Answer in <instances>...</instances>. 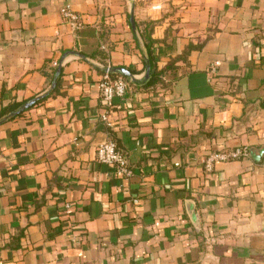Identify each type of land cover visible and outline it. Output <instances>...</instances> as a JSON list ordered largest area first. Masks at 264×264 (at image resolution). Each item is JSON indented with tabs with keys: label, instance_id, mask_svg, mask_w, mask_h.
Instances as JSON below:
<instances>
[{
	"label": "crops",
	"instance_id": "1",
	"mask_svg": "<svg viewBox=\"0 0 264 264\" xmlns=\"http://www.w3.org/2000/svg\"><path fill=\"white\" fill-rule=\"evenodd\" d=\"M58 67L0 122V264H264L262 163L203 168L264 149V0H0V110ZM108 68L130 76L105 107ZM105 141L130 177L96 162Z\"/></svg>",
	"mask_w": 264,
	"mask_h": 264
},
{
	"label": "built area",
	"instance_id": "2",
	"mask_svg": "<svg viewBox=\"0 0 264 264\" xmlns=\"http://www.w3.org/2000/svg\"><path fill=\"white\" fill-rule=\"evenodd\" d=\"M61 18L70 24L74 30H80L84 26L83 16L76 13L69 4H65L59 9ZM219 63L215 62L211 67L210 72L213 73L215 67ZM110 69L106 70L104 77L99 81L98 95L105 107H109L114 98H122L125 96L128 85L123 78L112 79L109 75ZM102 120L107 122V113L102 115ZM250 158V151L248 147L241 146L227 151H215L208 154L203 160V168L206 172L213 171L215 163H224L228 161L242 160ZM95 160L101 165L111 167L115 173L122 175L126 178L132 175V170L128 165L127 159L122 151H120L114 142L105 141L97 146L95 151ZM264 167V159L262 160ZM70 210V205H66Z\"/></svg>",
	"mask_w": 264,
	"mask_h": 264
},
{
	"label": "trees",
	"instance_id": "3",
	"mask_svg": "<svg viewBox=\"0 0 264 264\" xmlns=\"http://www.w3.org/2000/svg\"><path fill=\"white\" fill-rule=\"evenodd\" d=\"M146 24L153 25L154 23L147 22ZM145 40H147V42H146L147 66H148V68H150V71H151V76H150V78L148 80V83H151L155 79V76H156V73H155V63H154V59H153V55H152V51H151V47H152V44L154 43V41H151L147 37L145 38ZM109 75H110V77L112 79H116V78H126V77H122L118 73L112 72V68H110ZM56 92H57V86L53 90H50L48 93H46V94H44V95H42V96H40L38 98H35V102L28 109L32 108L36 104H39V103L43 102L47 98L55 95ZM26 102L27 101H23V102H13V103H10V104H8L6 106H3L1 108V110H0V122H4L5 120L13 119L15 117H19V116L23 115L24 112H21V113L17 114L16 116H13V113L16 112ZM27 110H25V111H27Z\"/></svg>",
	"mask_w": 264,
	"mask_h": 264
},
{
	"label": "water",
	"instance_id": "4",
	"mask_svg": "<svg viewBox=\"0 0 264 264\" xmlns=\"http://www.w3.org/2000/svg\"><path fill=\"white\" fill-rule=\"evenodd\" d=\"M130 22H131V24L133 26L134 24H133V19L132 18H130ZM112 72H117V73H119L122 76H130L129 71H127L126 69H123V68L112 69ZM59 75H60V67H58L57 70L55 71V75H54V78H53L51 86H50L51 90H53L56 87V82H57V79H58ZM34 102H35V99H31V100L27 101L16 112L13 113V116H16L17 114H19L21 112H24L29 107H31ZM250 156L256 163H261L262 160L264 159V149H260L259 151H257L256 154L255 153H250Z\"/></svg>",
	"mask_w": 264,
	"mask_h": 264
}]
</instances>
